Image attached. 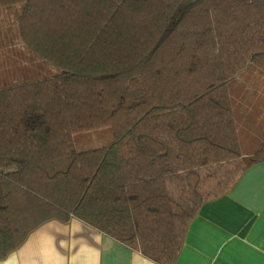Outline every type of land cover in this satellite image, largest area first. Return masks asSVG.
<instances>
[{
	"label": "trees",
	"instance_id": "1",
	"mask_svg": "<svg viewBox=\"0 0 264 264\" xmlns=\"http://www.w3.org/2000/svg\"><path fill=\"white\" fill-rule=\"evenodd\" d=\"M3 17L42 71L0 87V260L78 219L175 264L202 205L264 161V0H0Z\"/></svg>",
	"mask_w": 264,
	"mask_h": 264
},
{
	"label": "crops",
	"instance_id": "2",
	"mask_svg": "<svg viewBox=\"0 0 264 264\" xmlns=\"http://www.w3.org/2000/svg\"><path fill=\"white\" fill-rule=\"evenodd\" d=\"M0 264L159 263L72 219L44 223ZM175 264H264V161L229 194L202 205Z\"/></svg>",
	"mask_w": 264,
	"mask_h": 264
},
{
	"label": "rangeland",
	"instance_id": "3",
	"mask_svg": "<svg viewBox=\"0 0 264 264\" xmlns=\"http://www.w3.org/2000/svg\"><path fill=\"white\" fill-rule=\"evenodd\" d=\"M8 24L4 17L0 18V87L10 83L19 72L24 69L32 75L29 78L37 77L42 70L39 64L29 61L21 41L11 37L7 32ZM41 76V75H40ZM112 131L110 127L93 130L82 135H78L76 143L79 148L87 149L107 144L111 140Z\"/></svg>",
	"mask_w": 264,
	"mask_h": 264
}]
</instances>
